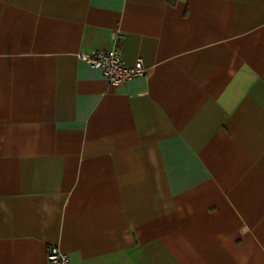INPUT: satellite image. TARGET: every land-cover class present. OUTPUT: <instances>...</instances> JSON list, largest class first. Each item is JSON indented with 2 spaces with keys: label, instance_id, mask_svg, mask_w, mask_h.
Here are the masks:
<instances>
[{
  "label": "crops",
  "instance_id": "0c3cea01",
  "mask_svg": "<svg viewBox=\"0 0 264 264\" xmlns=\"http://www.w3.org/2000/svg\"><path fill=\"white\" fill-rule=\"evenodd\" d=\"M52 246L264 264V0H0V264Z\"/></svg>",
  "mask_w": 264,
  "mask_h": 264
},
{
  "label": "built area",
  "instance_id": "2783aa9c",
  "mask_svg": "<svg viewBox=\"0 0 264 264\" xmlns=\"http://www.w3.org/2000/svg\"><path fill=\"white\" fill-rule=\"evenodd\" d=\"M113 39H116L114 35ZM92 67L100 68L108 85H118L135 77L144 75L147 71L141 59L132 66H126L116 47L107 51H93L91 53L80 54ZM50 264H71L68 254L56 246H52L48 252Z\"/></svg>",
  "mask_w": 264,
  "mask_h": 264
}]
</instances>
